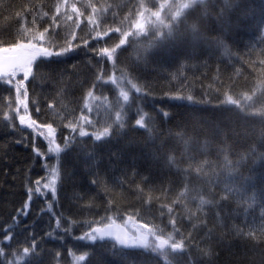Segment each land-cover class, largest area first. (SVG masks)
Segmentation results:
<instances>
[{"label":"trees","instance_id":"1","mask_svg":"<svg viewBox=\"0 0 264 264\" xmlns=\"http://www.w3.org/2000/svg\"><path fill=\"white\" fill-rule=\"evenodd\" d=\"M61 2L0 0V48L16 43L24 28L40 32L47 27L51 32L53 25H58L55 39L63 43L65 30L77 16L70 8L72 20L63 18L64 8L56 15ZM88 2L69 0L84 13L75 29L78 39L87 35L81 29L90 13ZM134 2L91 0L97 8L92 18L101 31L105 26L126 30ZM216 4L198 27L220 44L195 41L187 33L159 47H149L144 36L129 37L134 42L118 50L115 68L83 48L60 63L46 62L39 69L34 65L35 80L30 76L26 103L39 124H53L55 143L64 149L59 154L48 151L46 139L39 137L34 143L29 131L20 129L7 107L17 106L15 92L0 80V264H264V0H238L226 22L216 19L222 0ZM117 37L112 32L99 45L89 38V48L114 46ZM113 76L129 94L127 102L118 83L110 82ZM124 77L147 98H138ZM177 95H191L198 102L171 98ZM227 97L239 105L226 103ZM37 102H41L39 114L33 111ZM82 112L95 124V128L85 125L89 133L110 123L114 138L78 137L65 149L63 138L69 129L64 125ZM117 112L123 118L122 128ZM5 113L13 116V127H5ZM141 116L145 127L136 124ZM81 142L83 147H78ZM53 170L56 201L43 188ZM37 180L43 195L35 192ZM201 199L212 203L201 205ZM50 201L61 219L60 229L46 210ZM109 202L124 216L107 213L112 220L125 221L136 214L138 224L162 229L165 239L171 233L179 241L183 234L187 251L165 258L150 248H113L110 242L76 239L89 230V223L105 215ZM25 203L27 217H17ZM167 207L173 209L178 232L168 224ZM14 218L19 224L9 229ZM69 221L75 223L65 232ZM9 235L11 239H6ZM33 238L35 251L25 254L23 248L30 247ZM153 240L149 237L150 244Z\"/></svg>","mask_w":264,"mask_h":264},{"label":"snow or ice","instance_id":"2","mask_svg":"<svg viewBox=\"0 0 264 264\" xmlns=\"http://www.w3.org/2000/svg\"><path fill=\"white\" fill-rule=\"evenodd\" d=\"M238 0H222V7H219V14L216 19L220 22L227 21L228 12L236 6ZM216 0H135L132 4V7L129 9V27L126 30H121V27H108L105 26L103 31L100 30V24L98 21L94 20L92 16L97 13V8L91 4L89 0L86 5L90 9V13L87 17V23L85 28L81 29L82 32H86V36H81L77 38L75 29L80 28L81 21L79 20L80 16H83L84 13L77 8L76 3H69V0H62L61 3H58L55 7V14H61V8L65 9L63 18L67 20H72V15H68L67 9L70 8L72 13L76 14L77 20L74 22V25L71 28L65 30V34L62 37L63 43H59L55 37L58 35L55 31V28L58 25L52 26V31L49 32V28L45 27L43 31L35 32L31 29L24 28L18 33V39L16 43L11 44L7 47L0 48V52L4 53V59L7 62L6 66L9 69L8 72L4 73V82L9 85L15 92V100L17 106L12 108L11 103L7 105L9 110L14 114V116L19 120L20 125H24L29 129H33L37 132L42 138L46 139L50 145L48 151L50 153L59 154L64 149H61L59 144L55 143V131L52 123L37 124L35 120H32L28 117V107H27V97H28V86L25 83L28 81L31 76L35 80V75L33 74V66L35 65L37 69L40 68V65L46 62H55L60 63L62 59L67 57L69 53L74 52L76 49L83 48L87 52H94L98 57L100 63L104 59L112 62V66L115 68V59L118 54V50H122L125 46L132 44L134 41H130L129 37H140L144 36L149 41V47H159L169 43H172L186 33L190 34L193 40L199 42H205L210 44H220L221 40L216 38L207 37L198 27V22L208 15H210L209 8L217 7ZM101 11H107L102 9ZM56 15H53L52 20L55 21ZM189 19H192L193 22L189 23ZM116 22L115 20L113 21ZM105 25H107V20H105ZM122 23V22H121ZM115 32L118 34V43H115L114 46H104V47H93L89 48L90 39L96 40L97 44L106 43L104 37H108L110 33ZM90 38V39H89ZM25 40L27 42H25ZM75 41V43H73ZM55 58V59H53ZM39 61V63H37ZM264 63V62H262ZM99 71H102L100 69ZM99 71L97 73V79H101L99 76ZM18 73H23V76L20 80L13 82L14 77ZM127 80V77H124ZM112 84H117L120 81L119 77L113 76L110 81ZM127 83L131 88L138 94V98H147V93H143L141 88L137 87L136 84L132 83L131 80H127ZM151 88V85H148ZM89 96L92 95L91 92L88 93ZM124 101L129 100V94L127 92H122ZM172 99H182L187 100L193 103L194 101L191 95L187 96H172ZM246 100H250L251 97H245ZM226 103L239 105L237 100H233L231 97L226 98ZM49 108H53V105L49 104ZM87 108L88 106L85 105ZM21 108L23 109L24 114L21 113ZM35 111L39 114L40 107L38 104L35 105ZM91 111V109H89ZM264 115V113H261ZM164 116H167L168 113L164 112ZM4 119L8 122L5 127H13L14 121L13 116L4 114ZM122 115L120 112L116 113V120L120 122L119 127H123ZM136 124L141 127H145L143 116L140 119L136 120ZM85 125L95 128L93 120L88 116L81 113L77 118L69 119L64 127L69 129V136L63 138L65 149L71 148L73 144L77 141L78 137L93 136L95 141H107L109 137L114 138L112 133V125L106 123L102 131H93L89 133L85 129ZM46 129L47 131H43ZM75 134V135H73ZM78 147H83L82 142L77 145ZM37 155L44 156L43 153L36 152ZM89 156H92L93 153H87ZM53 179L48 183L43 185V188L49 189L52 194V201H56V187H55V170H53ZM35 192L41 194L40 191V181L37 180ZM92 184H96V181H91ZM33 189L29 188V201L32 199ZM43 195V194H41ZM249 199H253L249 197ZM211 200H200V204H210ZM28 203H25L24 208L19 210L17 217L26 218L28 215ZM46 210L53 216L55 219V228H61V219L56 216V213L53 212V203L50 201L46 204ZM105 215L100 217V220L93 221L87 225L88 231L84 232L82 236L76 237L79 240H85L89 242L105 241L106 238L113 240L115 243L112 245L113 248L118 244L124 249H141L147 250L151 249L152 253H159L160 256L167 258L171 253L175 252H185L187 251L184 244V235L181 234V239L179 241L175 240L171 233L168 234V238H164V233L162 229L158 227L150 226V223L138 224L135 220L136 214H130L125 220V224L131 223L135 227L129 231H126L124 228L114 225V221L110 215L107 213H117L120 214V209L110 205L106 206L103 209ZM161 213L164 214V208L162 207ZM166 213L168 216V224L171 225L174 231L178 232L179 229L175 227L177 221L174 218L173 209L167 207ZM120 218L124 219V216L120 214ZM143 218V217H142ZM183 219V217H181ZM34 223V222H33ZM75 221H69V226L64 228L63 231L70 232L71 225ZM92 223H95L97 226L92 227ZM19 221L17 218L13 219V223L8 227L9 229L17 227ZM157 233H160L159 235ZM51 235V233H49ZM149 237H154L153 242L149 243ZM6 239H11V236H6ZM171 251H166L165 247ZM3 250L0 249V252ZM35 251V240L30 247H24L23 252L28 254ZM147 254V252H145ZM79 260H83L84 257H78ZM168 264H171L169 261Z\"/></svg>","mask_w":264,"mask_h":264},{"label":"water","instance_id":"3","mask_svg":"<svg viewBox=\"0 0 264 264\" xmlns=\"http://www.w3.org/2000/svg\"><path fill=\"white\" fill-rule=\"evenodd\" d=\"M4 56H5V54L4 53H2V52H0V79H4V73H6V72H8L9 71V69L7 68V66H6V61H5V59H4ZM28 117H29V115H28ZM21 128L22 129H25V127L24 126H22L21 125ZM114 225L115 226H119L120 228H124L126 231H129L130 232V225L129 224H123V223H121V222H118V221H114ZM95 227V226H94ZM106 241H109V242H111V243H115L113 240H111V239H108V238H106V240L104 241V242H106ZM118 245V244H117ZM119 246V245H118ZM119 247H121V246H119ZM122 248V247H121ZM167 248V246L165 247V249ZM124 249V248H123ZM175 253H178V252H175Z\"/></svg>","mask_w":264,"mask_h":264},{"label":"rangeland","instance_id":"4","mask_svg":"<svg viewBox=\"0 0 264 264\" xmlns=\"http://www.w3.org/2000/svg\"><path fill=\"white\" fill-rule=\"evenodd\" d=\"M19 74H21V75H19ZM22 76H23V73H18V74L15 76V78L19 79V78L22 77ZM117 89H118L119 91H121V93H122V92H126V91H124L123 89H121V87H120V82H118ZM121 96H122V95H121ZM122 97H123V96H122ZM36 104H38L39 107L41 108V102H37V103L33 104V106H34L33 111H34L35 113H37V112L35 111V105H36ZM28 112H30L29 109H28ZM82 113H83V112H82ZM21 114H22V115L24 114L22 108H21ZM37 114H38V113H37ZM29 133L32 135V138H33V140H34V143L38 140L39 137H41V136H40L37 132H35L33 129H29ZM41 138H42V137H41ZM53 176H54V174H53V171H52V173L50 174L49 180H52V179H53ZM56 179H57V173L55 172V181H56ZM45 190H49V189H45ZM116 221L121 222V223H124V222H125V221H123V220H116Z\"/></svg>","mask_w":264,"mask_h":264}]
</instances>
